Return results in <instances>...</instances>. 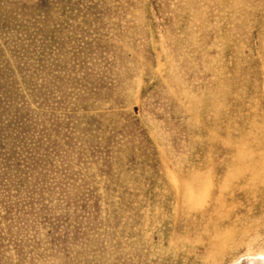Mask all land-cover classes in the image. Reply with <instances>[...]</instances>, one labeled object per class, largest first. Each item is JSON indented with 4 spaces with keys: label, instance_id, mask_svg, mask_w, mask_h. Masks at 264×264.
<instances>
[{
    "label": "rangeland",
    "instance_id": "374dc122",
    "mask_svg": "<svg viewBox=\"0 0 264 264\" xmlns=\"http://www.w3.org/2000/svg\"><path fill=\"white\" fill-rule=\"evenodd\" d=\"M255 255L264 0H0V264Z\"/></svg>",
    "mask_w": 264,
    "mask_h": 264
},
{
    "label": "bare ground",
    "instance_id": "6f19581e",
    "mask_svg": "<svg viewBox=\"0 0 264 264\" xmlns=\"http://www.w3.org/2000/svg\"><path fill=\"white\" fill-rule=\"evenodd\" d=\"M260 262L264 263V255L246 256L233 264H259Z\"/></svg>",
    "mask_w": 264,
    "mask_h": 264
}]
</instances>
